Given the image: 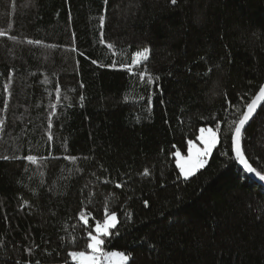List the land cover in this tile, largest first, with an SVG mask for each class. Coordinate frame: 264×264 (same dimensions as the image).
<instances>
[{"label": "trees", "instance_id": "1", "mask_svg": "<svg viewBox=\"0 0 264 264\" xmlns=\"http://www.w3.org/2000/svg\"><path fill=\"white\" fill-rule=\"evenodd\" d=\"M0 32V264H75L106 209L128 264H264V186L232 146L264 0H0ZM202 127L220 142L186 180L174 153ZM241 144L264 172V105Z\"/></svg>", "mask_w": 264, "mask_h": 264}, {"label": "snow or ice", "instance_id": "2", "mask_svg": "<svg viewBox=\"0 0 264 264\" xmlns=\"http://www.w3.org/2000/svg\"><path fill=\"white\" fill-rule=\"evenodd\" d=\"M105 2H107V0H105ZM170 2L175 5L177 0H170ZM103 23L104 17L101 16V26H103ZM3 34V32H0V35ZM28 42L32 43V41ZM36 43H39V41H36ZM109 47L112 46L109 45ZM149 54V48H144L142 51H136L132 56L131 65H126L128 71L131 72L132 66L139 65L142 60H148ZM139 75L141 79H144L145 76H147L149 82H151L152 78L149 74H147L146 70L139 73ZM7 90L8 86L5 85V91ZM241 99H243V97ZM262 102H264V85L259 87L258 92L253 96L251 102L246 104V110L243 111L239 120L232 122V124L235 125L234 134L232 136V146L235 153V160L239 162L244 173H246V175L243 177L245 180L251 177L258 179L259 181H264V172L257 170L256 167H253V165L249 163V160L246 158L241 146L242 130L256 114L257 108ZM199 131L200 135L197 137V140H199L200 144L203 145L202 147L198 146L193 140H189L187 155H182L179 150L174 153L176 157V166L179 168L180 173L186 180L194 176L196 172L206 166L208 162V156L220 142L218 136V132L220 131L219 127H217L216 130L202 127ZM225 155H227V153H225ZM26 159L35 162V157L33 156H27ZM144 175H148L147 169L145 170ZM117 187H120V185H117ZM144 203L145 206H147L148 202L145 201ZM81 219L84 220L85 225L88 224V220L84 217L83 213H81ZM118 222L119 221L116 213L114 211L108 212L106 209L103 222L101 223L97 221L94 230L88 231V242L86 244L87 250L70 251L68 253L75 264H128L130 255H126L122 251H105L103 247L105 244L104 238H108L113 235L111 230L117 227ZM93 231L95 234H93ZM116 234H118V232Z\"/></svg>", "mask_w": 264, "mask_h": 264}, {"label": "water", "instance_id": "3", "mask_svg": "<svg viewBox=\"0 0 264 264\" xmlns=\"http://www.w3.org/2000/svg\"><path fill=\"white\" fill-rule=\"evenodd\" d=\"M264 105V102L261 103V105L257 108L256 114L253 116V118L245 125L244 129L242 130V134L244 133L245 129L249 126V124L252 122V120L256 117L262 106ZM242 137V136H241ZM242 146V144H241ZM238 162V161H237ZM239 164V162H238ZM239 166L242 168V166L239 164ZM243 170V169H242ZM251 178V177H250ZM255 182H258L260 185L264 186V181H259L258 179L252 178Z\"/></svg>", "mask_w": 264, "mask_h": 264}, {"label": "rangeland", "instance_id": "4", "mask_svg": "<svg viewBox=\"0 0 264 264\" xmlns=\"http://www.w3.org/2000/svg\"><path fill=\"white\" fill-rule=\"evenodd\" d=\"M214 130V129H213ZM218 136H219V134H218ZM198 146H200V147H202L203 145L202 144H200V141L199 142H197V141H194ZM214 150V149H213ZM212 153H213V151H212ZM212 153L208 156V162H209V159H210V157H211V155H212ZM208 162H207V164H208ZM206 164V165H207ZM197 173V172H196ZM183 176V175H182ZM105 251H107V250H105Z\"/></svg>", "mask_w": 264, "mask_h": 264}]
</instances>
